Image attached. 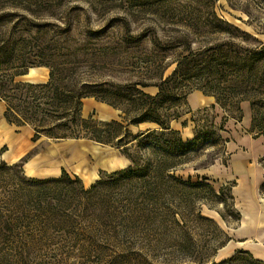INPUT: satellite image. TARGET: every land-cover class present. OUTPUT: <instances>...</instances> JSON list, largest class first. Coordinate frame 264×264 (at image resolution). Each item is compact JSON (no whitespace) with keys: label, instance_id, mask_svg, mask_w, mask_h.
Listing matches in <instances>:
<instances>
[{"label":"rangeland","instance_id":"374dc122","mask_svg":"<svg viewBox=\"0 0 264 264\" xmlns=\"http://www.w3.org/2000/svg\"><path fill=\"white\" fill-rule=\"evenodd\" d=\"M89 1L76 0L58 11L60 17H69L76 23L73 35L77 45L73 46L75 56L55 58L60 63L52 86L41 87L50 79V68L46 66H35L45 67L47 78L43 81L29 80L30 76H25L33 67L25 74L14 75V82L33 86L21 92V96L26 95L25 100L31 103L22 102V98L10 100L18 106L14 116L30 126L35 140L43 139L44 144L47 141L84 139L81 135H74L75 117L106 121L98 119L94 111L83 112L84 98L74 97L75 91L83 85L110 89L132 83L140 87L144 83L148 86L143 90L154 95L157 88L153 84L160 77L177 73L180 82L171 84L174 88L169 91H172V101L168 100L166 104H171L169 114L182 115L188 111L186 97L189 92L217 93L220 91L218 87L224 91L234 87L235 64L246 63L252 50L264 43V0ZM44 18L54 21L47 14ZM75 60L76 69L72 72L70 64L64 63ZM9 73L14 74L13 71ZM7 77L2 79L7 81ZM7 94L18 97L20 92L9 90ZM231 99L236 102V98ZM214 107L202 108L192 117L200 132V141L196 150L187 153L186 162L175 174L184 179L190 175L193 182L200 180L198 176H205L208 178L206 183L218 190L227 184L220 183L217 173L219 165L226 164L227 156L225 143L214 140L211 135L209 123L211 117L214 118ZM235 107L227 108L229 113L234 114ZM117 110L119 117L116 120H122L123 113ZM226 121L224 126L228 129ZM133 126L130 124L127 128L136 134ZM206 132L210 135L206 136ZM69 175L76 176L71 171ZM84 175V179H88ZM26 178L22 165L7 163L0 150V264H200L201 251L214 248L223 239V233L228 235L229 228H238L240 221L229 217L220 203L209 201L212 206L196 204L201 215L212 219L222 235L214 229L213 223L187 219L185 227H172L164 233V240L152 241L149 245L148 242L142 243L141 234L137 233L132 246L140 251V258L131 261L119 258L108 263L114 255L112 249H118L105 246L101 236L96 237L98 246H95L100 252L90 250L87 243L71 236L73 231H83L90 210L74 209L69 225L58 224L57 227L52 222L49 225L33 223L26 216L27 213L34 217L39 215L35 211L28 212V208L22 205ZM258 194L255 203L234 201L235 209L251 222L257 219V209H264V185H260ZM219 211L225 214V219L221 218ZM178 230H183L186 238L182 245L190 250L189 254L177 249L174 238ZM28 233H33L34 237H29ZM229 237L224 245L228 247L220 251L221 247L218 248L212 260L219 263L233 256V260L225 264H264V257L252 246L243 245L240 236ZM255 242L264 244V239Z\"/></svg>","mask_w":264,"mask_h":264},{"label":"trees","instance_id":"16d2710c","mask_svg":"<svg viewBox=\"0 0 264 264\" xmlns=\"http://www.w3.org/2000/svg\"><path fill=\"white\" fill-rule=\"evenodd\" d=\"M74 1L76 0H0V99L6 104L3 115L7 122L16 126L24 125L20 118L14 116L15 107L18 106L12 104L11 99L22 98L24 103L32 102L25 100L26 95L21 96L23 89L33 87L32 84L14 82V75L25 74L30 67H49L50 79L41 84V87L48 88L53 85L54 73L60 63L55 58L76 55L73 54V46L77 45L73 35L76 23L69 17L58 15L61 8ZM45 14L54 21L45 20ZM75 62L76 60L66 61L64 64H70L73 72L76 69ZM235 65L233 72L236 84L229 91L220 87L217 93L202 91L214 96L216 103L226 112L219 124H214L213 116L209 123L213 139L223 144L227 139L221 136L220 131L228 118L241 119L242 101L250 104V133L253 136L264 134V43L252 50L246 63ZM10 71L14 74L9 73ZM3 77H7V81ZM179 77L177 73L166 78L160 77L153 84L157 88L154 95L143 90V87L148 86L144 83L140 87L137 83H132L110 89L90 85L78 88L74 95L76 99L93 97L120 109L123 115L122 120L100 122L75 117L74 135L115 147L129 160V164L112 172H100L99 178L88 187L77 176L72 177L65 170L56 177L26 178L27 187L22 196V205L28 208V212L35 211L39 214L34 217L27 213L26 216L33 223L49 225L52 222L57 227L58 224L69 225L74 209L81 207L84 212L90 210L83 231L80 233L72 230L71 236L74 240L77 238L87 243L90 250L96 249L98 252L100 250L95 247L98 246L96 237L101 236L105 246L118 249H112L111 253L114 255L108 263L119 258L126 261L140 258V251L132 246L137 233L141 234L142 243L148 242L149 245L152 241L164 240V233H168L172 227H185L187 219L213 223L214 229L222 235L212 219L201 215L196 204L212 206L209 201L220 203L229 217L239 221L240 212L234 207L231 191L233 183L229 182L215 190L206 183L208 178L205 176H198L200 180L193 182L190 175L184 179L175 174L186 162L187 153L196 150L200 141V132L196 127L194 137L184 140L178 131L169 126L171 119L180 116L169 114L167 111L171 104H166L168 100L172 101L174 88L171 84L179 83ZM9 90H16L20 94L18 97H11L7 94ZM231 98H236V102ZM234 106V114L229 113L227 108ZM141 122H152L156 127L136 134L128 130V125ZM205 135L210 134L206 132ZM32 139L35 140L36 136ZM0 150L3 152L4 148ZM22 162L23 159L13 164L22 165ZM260 162L264 167V155ZM219 213L225 219V214L221 211ZM28 236L34 237L33 233ZM185 238L183 230H178L174 239L177 241V249L183 254H189L190 250L182 245ZM228 240L230 237L223 233V239L214 248H204L200 254V264H225L233 260V256L219 263L212 260L216 250Z\"/></svg>","mask_w":264,"mask_h":264},{"label":"crops","instance_id":"0c3cea01","mask_svg":"<svg viewBox=\"0 0 264 264\" xmlns=\"http://www.w3.org/2000/svg\"><path fill=\"white\" fill-rule=\"evenodd\" d=\"M25 76L29 80L43 81L47 78L45 67H33ZM188 111L169 121L170 128L179 132L184 140L192 139L195 135L194 114L205 107L215 105L214 124H219L225 115L217 106L213 96L204 94L200 90H193L186 97ZM242 116L240 120L228 118L227 129L220 134L227 139L225 142L226 164L222 163L217 169L220 183H233L232 195L234 201L252 202L259 197V187L264 183V167L259 162L264 155V134L253 136L250 133L251 109L248 101L240 103ZM84 113L95 112L98 119L110 120L119 117V111L93 97H86L82 101ZM5 102L0 99V149L7 163L13 164L23 159L22 169L28 177L45 178L59 176L62 170L68 174L71 171L85 186L95 182L100 172H112L128 166L129 160L118 149L106 146L89 139H63L57 142L43 139L33 140V130L28 125L16 126L4 118ZM156 127L152 122H141L134 125L136 132ZM224 133V135H223ZM216 166V165H214ZM216 168V167H214ZM85 174V175H84ZM88 176V179H84ZM259 205V204H258ZM254 221L240 215L238 228H229L228 235L241 237L243 245L252 246L264 257V209H257ZM259 218L261 220H259ZM230 245V244H227ZM223 246L219 249H225ZM232 248V247H231Z\"/></svg>","mask_w":264,"mask_h":264}]
</instances>
